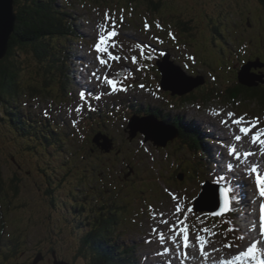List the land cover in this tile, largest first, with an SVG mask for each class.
<instances>
[{"label": "rangeland", "instance_id": "rangeland-1", "mask_svg": "<svg viewBox=\"0 0 264 264\" xmlns=\"http://www.w3.org/2000/svg\"><path fill=\"white\" fill-rule=\"evenodd\" d=\"M150 1L57 0L56 11L73 14L72 18L75 17L79 35L81 31L88 41L80 48L78 47V50H76V45L71 44L74 48L72 51L76 50L75 58L80 60L79 66L74 67L73 71L79 77L80 85L86 91L93 92L95 96H102L101 99L105 104L122 103L125 98L136 99L144 106L156 107L159 111L162 108L163 113L170 114L179 119L181 123H183L181 119L183 116L180 113H183L184 117L189 120L188 122H193H187L188 127L195 126L201 129L204 125L212 123L226 134L229 141L224 140V137L220 135L213 133L211 135L222 141L219 148L222 154L220 160L224 161L222 171L229 173L230 170L227 168L229 163L232 164V168H236L237 173L231 174V178L236 183L242 184V195L244 194L247 200L244 215L240 217L243 222L240 227L242 241L238 247L231 244L235 240L220 231L215 225L216 220L206 213L198 214L200 215L199 221L187 215V222L175 214V205L178 201L173 197L179 198L182 207L187 206L192 209L194 199L199 194L203 183L198 182V178L195 179V173L192 174L194 178H187L188 174L183 169L189 166V156L177 154L187 145L196 143L193 134L187 129L184 133L186 138H183L185 136L175 138L169 142L170 145H166L164 140L155 141L151 134L146 132L149 123L141 124L140 121H135L132 127H135V131L139 133L133 130L134 136L129 137L126 132L127 120L131 116L128 108L124 106L115 108L109 104L105 109L110 113L108 117L110 125L105 130L114 146L109 145L103 148L105 141H98L97 144L89 140L84 142L86 147L92 151H85L87 155L91 154L92 158L106 161L104 167L100 166L97 169L86 167L90 176L88 180L90 184L95 185L97 182L94 180L97 176L104 178L108 174L105 172L107 168L110 170L114 166L115 169L117 168L118 171H115L114 175L109 178L108 187L114 192H128L131 195L129 198L131 210L135 207V211H139V215H142V219L141 216L138 217L135 214L132 218L122 222L120 230L127 234L130 233L124 234L126 239L132 238L131 241H134L137 238L134 246L136 256L139 259L143 258L146 264H184L186 260L184 236L188 235V244L193 247L197 231L204 233L205 242H208L210 255L214 260L223 261L224 252L246 250L250 243L257 242V249H260L262 256L258 260L260 264H264V244H261L264 237L260 236L259 231L261 204L257 202L262 197L254 188L258 173L251 171L255 165L253 159L261 160L264 155L248 151L251 144H247L246 141H250V136L242 137L240 141L234 139L232 129L235 125L230 124L228 128H225L219 123L221 119H227L228 112H233L246 119L257 120L259 122L257 130L264 128V109L259 108L257 103H249V107L242 111L241 107L245 103H241L243 99H240L238 105L234 103L230 106L223 96L227 87L236 86L238 71L248 62L249 58L254 61V57H257L264 61L263 57H258L256 54L258 51L264 52L263 9L258 0H152L161 3L160 10L153 12L150 10ZM109 21L113 24L110 25ZM146 23L149 26L147 29H145ZM178 23L181 25L180 30L176 29ZM157 24L160 25L159 28L156 27ZM105 27L109 30L114 27L117 35L112 37L108 49L121 59L108 61V66L102 68L95 60L96 53L93 45ZM183 28L186 29L185 32ZM213 30L217 31L215 35L212 34ZM169 33L175 38L173 39ZM66 43L71 42L66 40ZM229 50L231 54L233 51L235 54L230 56ZM168 53L170 57H167ZM133 56L137 58V63L132 62ZM165 56L167 57L166 62L177 69L179 74L184 73L193 77L201 74L202 87L199 86L194 92L181 99L180 97L171 98L170 93L166 91L162 93L158 86L160 77L156 71L155 62ZM104 58L107 59V56ZM33 66L34 62H29L28 69H32ZM148 69L152 70V73L150 76L148 72L146 77L145 72ZM259 70L262 69L252 71L251 76L262 75L257 72ZM93 72L102 73L110 79H114L115 75L121 73V79L116 81L121 82L127 91L112 95L104 94L110 89L106 83H101L93 77ZM29 74L25 76L26 81L23 83L25 86L33 85L29 79L32 75ZM141 84L145 85L143 89L139 87ZM205 85L209 86L206 88ZM204 87L205 89H202ZM211 90L221 92L219 96L223 99H218V95H215L217 99L207 104H185L182 101L184 97L188 99L187 96L191 94L205 97L202 94H210ZM90 99H93V96ZM45 101L48 100L23 97V102L36 111L43 112L47 109L56 113L58 107L55 106L52 109L50 104L53 102ZM80 101L86 103V101ZM181 103L186 106L182 107ZM137 113L136 110L134 117L142 118ZM217 113L223 115H217ZM117 119H120L118 125ZM155 127L154 123L150 126L152 129ZM169 133L174 136L171 131ZM22 145H19L17 140L11 136L4 123L0 125V167L3 180L6 182L4 193H0V215L4 213L7 215V218L5 216L7 220L5 238L8 233H14L21 241L18 257L9 260L8 264H84L83 259L77 256V251L81 232L84 234L85 230L79 228V222H76V219L70 215L74 214L75 205L74 196L71 195L74 192L73 187L76 188L79 184L78 180L86 169L82 170L81 164H76V168H72L65 178L66 182L59 187H54L57 191L53 195L43 194L45 189L40 192L38 188H43V185L45 188L46 172L49 171L50 176H54L53 172L56 173L57 166L50 160L33 154L24 147V144ZM120 147L123 148L122 153L125 149H129V154L125 156L117 153ZM229 148H236L240 157L239 161L235 156L228 155ZM246 152L253 153L250 159L244 157ZM201 157L198 154L196 163L192 159V167L203 168L199 161ZM125 161L131 163L134 171L128 170ZM172 162H179L181 166L179 168L176 165L173 166ZM203 163L206 164V161ZM192 167L190 169H193ZM210 173L208 170L207 174L202 175L206 181H209L207 177ZM62 174L67 175L66 172ZM131 175L136 176V180L131 179ZM177 175L182 176L181 182L176 180ZM260 175L264 174L260 172ZM212 178L217 180V177ZM12 180L19 183L20 191L13 186L9 188L8 184ZM14 190L18 194H15ZM52 197L54 199H51ZM102 197L107 199L103 200L107 202L106 205H114L112 202L115 199L114 196ZM52 200L56 201L55 204L51 203ZM82 202L87 203L83 200ZM91 205L92 202H88V206ZM142 210H145L144 214ZM85 213L87 215L85 217L93 215L92 211ZM204 217L213 220L208 221L203 219ZM255 229L257 232L253 235ZM226 244H230V247H225ZM187 260L192 261V259Z\"/></svg>", "mask_w": 264, "mask_h": 264}, {"label": "trees", "instance_id": "trees-1", "mask_svg": "<svg viewBox=\"0 0 264 264\" xmlns=\"http://www.w3.org/2000/svg\"><path fill=\"white\" fill-rule=\"evenodd\" d=\"M56 2L57 0L15 1L17 18L15 30L9 41L8 53L0 62V125L4 123L5 128L19 145L23 146L22 144H24V147L33 154L42 156L56 164L57 171L56 173L53 172L54 176L51 177L50 172H46L45 188L44 185L43 188H38L40 192L45 189L43 194L49 195H53L57 191L55 186L59 187L66 182L65 178L72 168H76V164H81L82 170L86 167L97 169V167L105 166L106 161H101L100 158H92L90 157L91 154L85 153V151H92L86 147L84 143L86 139L79 140L76 135L84 125L87 126L86 129L90 128L91 130L93 128L95 130L97 126L99 127L98 123L104 124L110 115L104 105L88 107L83 113H80V119H76L77 121L74 123V119L70 122L62 113L74 104V100L70 98L74 89V52L72 51L74 48L71 47L73 46L71 44L73 41H78L80 37L71 14L56 11ZM258 2L264 12V0H258ZM160 5V2L151 0L150 10L158 12ZM180 26L178 23L176 29L180 30ZM185 30L183 28L184 32ZM216 33L217 31L213 30L212 34L215 35ZM66 40L71 43H66ZM31 61L34 62V66L32 69H28ZM261 63L264 64V61L261 60ZM28 73L32 75L29 79L33 85L25 86L23 83L26 81L25 76ZM154 82L156 81L154 80ZM200 86L202 87V85ZM207 86L205 85V87ZM215 93H217L218 99H223L219 96L221 92L211 91L210 94H202L205 97L191 94L187 96L188 99L184 97L182 101L187 104H207L217 99L214 97ZM26 96L31 99L40 100L44 98V100H48L45 102L51 101L53 103L50 104V107L54 109L56 106L58 110L55 111L56 113L47 109L43 112L36 111L23 102V97ZM223 96H225L226 102L233 105L234 103L238 105L240 99H243L244 101L241 103H245L241 107L242 110L248 108L249 103H257L259 108L264 109L263 84L249 88L242 86L238 81L236 86L227 87ZM125 100L131 104L126 108L137 110V114L141 113V116L153 112L148 106H144L136 99L125 98ZM60 107L64 108L61 112L59 111ZM75 123L78 124L75 125ZM173 123L179 127L181 133H185L184 129H187L185 123L182 124L176 118ZM80 126L81 128H79ZM197 147L198 145L194 146V150ZM122 150L123 148H118L117 153L121 154ZM190 152L194 154L195 151L193 152L191 146H187L177 153L189 156V166L183 169L189 178L193 177L192 174L197 170L192 167L193 154ZM128 154L129 149H125V152L122 153L125 156ZM125 162L128 170L134 171L131 163ZM172 164L178 168L181 166L179 162H172ZM111 169H106L105 172L108 174L101 180L95 178L94 181L97 182L95 185L90 184L88 180L90 178L89 170L86 169L78 180L79 184L76 185V188L73 187L74 192L71 195L74 196L75 200L74 214L69 215L76 219V222H79V228L85 230L84 234L81 232L77 256L83 259L84 264H142L143 261L136 256L135 241L126 240L120 230L122 222L132 218L135 214L138 217L141 216L142 219V215H139V211H135V207L131 210L132 206H130L131 201L129 199L131 195L128 192H114L112 188L108 187L109 178L114 175L115 171H118L115 166ZM62 172H66L67 175L64 176ZM130 178L136 180V176L131 175ZM176 180L181 182L179 177ZM18 184L16 180H12L8 186L9 188L13 186L20 191ZM4 185L6 182L3 180L0 167V193H4V188H6ZM14 193L18 194L15 190ZM106 195L115 197L112 201L114 205H106L107 202L103 200L107 199L102 197ZM82 200L87 203H83ZM55 202L52 200L51 203L55 204ZM88 202H92V205L88 206ZM87 211L90 213L92 211L94 216L85 217ZM142 213L144 214L145 210H142ZM5 216L7 218L6 213L0 215V264H8L9 260L17 258L21 245L19 236L14 233H8L7 238H5V231H7ZM228 222L230 221L228 220ZM233 236L235 237V234Z\"/></svg>", "mask_w": 264, "mask_h": 264}, {"label": "snow or ice", "instance_id": "snow-or-ice-1", "mask_svg": "<svg viewBox=\"0 0 264 264\" xmlns=\"http://www.w3.org/2000/svg\"><path fill=\"white\" fill-rule=\"evenodd\" d=\"M109 24L112 25L113 22L109 21ZM148 27L149 26L146 23L145 29H147ZM156 27L159 28L160 25L157 24ZM116 35L117 33L114 27H112V30H109L107 27H105L104 30L99 33L98 39L95 41L93 45V50L96 53L95 60L98 61L99 65L102 68L108 66V61H111V60L119 61L121 59V57L114 55L108 49L109 42L111 41L112 37ZM169 35L172 36L171 33H169ZM172 38L174 39L175 37L172 36ZM105 56H107V59L104 58ZM189 59H192V58L189 57ZM132 62L133 63L138 62L135 56L132 57ZM92 76L95 77L97 80H100L101 83L107 84L110 91L104 94L112 95L117 92L127 91V88H125L121 82L116 81L114 79H110L107 76L102 75V73L98 74L97 72H93ZM139 87L143 89L145 85L141 84L139 85ZM80 96H81V99L83 100L85 94L81 92ZM100 98H101L100 95L95 96L96 100H99ZM75 111L79 112L80 108L77 107ZM217 115H223V114L217 113ZM226 115H227V119H221L219 123L223 125L225 128H228L230 124L236 126L237 131H233L232 133V135L234 136V139L236 141H240L242 136L245 138L250 136L251 143L253 145H256L257 143H259L262 149L261 154L264 155V128H259V130H257L259 122L257 120L246 119V117L242 115H238L233 112H228ZM228 155L235 156L237 161H239L240 159L239 154L236 152L235 148H229ZM250 155H252L251 152L245 153V156H250ZM232 167L233 166L231 163L227 165V168L229 170H231ZM251 171L257 172L258 170L256 167H253ZM220 179H225V177L223 175H220L217 177V180H220ZM254 188L258 192L260 197H264V175H260V174L256 175ZM229 191L230 189H227V188L220 189V195L224 197V202H223V205L220 207V212L217 213L216 215H220V214H223L229 211L230 202H229L228 195H227ZM173 199L178 201L175 205V214L177 215L178 218L183 219V217L185 216V213L192 212L191 208H188L187 206H183V207L181 206V204L179 203L178 197L174 196ZM260 208H261V212L264 213V204H261ZM259 231H260V236L264 237V215L261 216V227ZM197 239L199 238L197 237ZM188 240H189L188 235H185L184 236V247L185 248L188 247ZM200 244H201V249L203 250V245L205 244V241L200 240ZM225 247H230V245L226 244ZM256 252H257V242H252L250 243L249 246L246 247V250H243V249L240 250L238 254H235L233 258L229 261H226L225 264H237V262L242 261L244 259H249V260L255 261V264H260V261L257 258Z\"/></svg>", "mask_w": 264, "mask_h": 264}, {"label": "water", "instance_id": "water-1", "mask_svg": "<svg viewBox=\"0 0 264 264\" xmlns=\"http://www.w3.org/2000/svg\"><path fill=\"white\" fill-rule=\"evenodd\" d=\"M15 0H0V62L6 57L8 53V45L10 38L15 30L16 23V15L14 11ZM166 59L158 64L159 72L161 73L160 87L162 90L166 92H171L173 96H185L195 89H197L200 85L203 84V81L188 76L184 73L179 74L178 70L174 67H170ZM255 64H251L249 68L243 67L238 75V81L244 87H257L259 83L263 84L264 81L262 77L251 76L250 68ZM176 70V71H175ZM250 79V80H248ZM251 81V83H248ZM156 122V119H152V122L149 123V126L146 128V132L151 134V137L155 141H159V139L164 140L165 144L169 141L174 140L176 135L172 136L167 128L161 126L160 124H155V128H150L152 123ZM136 129V128H135ZM143 131V129L141 130ZM154 135V136H153ZM99 138L96 137L94 142L98 143ZM103 148H107L109 145L111 146V142L104 138ZM219 203L216 196L203 192L200 197L195 202V210L197 211H207L209 213L215 212ZM57 264V263H55Z\"/></svg>", "mask_w": 264, "mask_h": 264}, {"label": "bare ground", "instance_id": "bare-ground-1", "mask_svg": "<svg viewBox=\"0 0 264 264\" xmlns=\"http://www.w3.org/2000/svg\"><path fill=\"white\" fill-rule=\"evenodd\" d=\"M177 27H178V25H177ZM167 65H169V64H167ZM169 66L172 67L171 65H169ZM66 119H67V117H66ZM209 126H210V128H213L218 133V135H222L221 134V130L216 125L213 126V125H211V123H209ZM171 127L173 128V130L178 132V130H177L176 126H174V124H171ZM233 131H237L236 126H233L232 133H233ZM246 143L247 144H249V143L251 144L250 148L248 149L249 151H254L256 154L262 153L261 146L258 145V143L256 145H253L251 143V140L250 141H246ZM206 148H208V147H206ZM260 163H261V165H264V158H261ZM257 202L259 204H264V197H263V199L259 198ZM262 215H264V213H262ZM121 232H123V231L121 230ZM256 232H257V230L255 229V232H253L252 234L254 235V233H256ZM123 234L128 235L130 233L127 234V233L123 232ZM204 236H205L204 233H202L201 231H197V235L194 238L195 244H193V247L190 244H188L187 248L184 247V255H185V259H186L184 261V264H225L226 261L231 260L235 254L239 253V251H237V252L236 251L235 252H229V253L228 252H224L223 253L224 254L223 261L214 260V259L211 258L208 242H205V244L203 245V251H201L202 249H201L200 240H204L205 241ZM134 237H135V235H134ZM197 237L199 239H197ZM136 239H134V240H136ZM196 244H197V246H196ZM239 244L240 243L235 244V247H238ZM261 244H264V240L261 241ZM198 246H199V248L201 250L198 248ZM187 259H192V261H188ZM237 264H248V261H247V259H244L242 261L237 262Z\"/></svg>", "mask_w": 264, "mask_h": 264}]
</instances>
